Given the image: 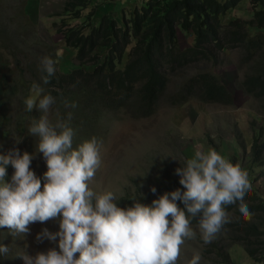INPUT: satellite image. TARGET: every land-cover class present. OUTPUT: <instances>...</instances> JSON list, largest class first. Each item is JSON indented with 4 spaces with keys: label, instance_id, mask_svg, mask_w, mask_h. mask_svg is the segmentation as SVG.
<instances>
[{
    "label": "trees",
    "instance_id": "obj_1",
    "mask_svg": "<svg viewBox=\"0 0 264 264\" xmlns=\"http://www.w3.org/2000/svg\"><path fill=\"white\" fill-rule=\"evenodd\" d=\"M241 1L126 0L125 3L136 4L131 8L125 5L121 8V24L111 16L104 15L98 25H93L92 6L96 5L92 0H64L62 11L53 15L51 22L55 30L62 34L64 45L75 49V62L67 64L68 57L60 74L50 77L48 84H44L40 77L36 79V84L43 89L39 98L51 95L55 102L62 101L55 113L73 129V149H76L82 143L93 140L99 127L115 111L126 107L148 116L158 108L163 97L171 105H179L192 98L222 106L231 105L234 95L211 69L214 61V66L221 62L220 55L228 54L239 60V64H235L236 69L244 66L236 87L254 98L255 109L263 116L260 120L263 124L259 126L256 121H251L254 126L250 145L248 148L244 145L241 150L246 152L251 163L264 164V0H248L246 9L251 12L249 18L232 16L224 22L227 12L236 8ZM86 8L88 14L83 15ZM8 13L7 10L0 12V26L8 32V37L0 36V40L14 49L16 61L23 50L31 51L35 59L56 56L59 48L55 44H45L43 50L41 41L36 37L38 29L35 27L30 25L33 28H23L28 37L19 34L17 25L7 19ZM178 27L193 34L191 45L180 47ZM29 37L34 42L25 48L22 42ZM44 75L47 74L41 71V76ZM9 76L12 77L9 81H5L6 74H2L0 79V129L7 126L6 122L12 123L13 130L20 137L24 134L21 129L27 127L26 115L18 110L13 114H8V110L4 112L8 107L14 109L15 101L12 99L19 96L21 85L18 77ZM27 94L26 87L22 95ZM30 113L32 123L40 119L41 111L38 109L34 108ZM49 121L53 125L56 123ZM9 130L2 129L6 134ZM207 137L208 134L205 140ZM31 142L37 148L39 137H33ZM208 142L213 144L210 138ZM23 149L33 154L32 160L37 157L31 148ZM210 149L219 150L214 145L213 148L210 145ZM222 150L227 154L225 159L243 169L236 153L229 149ZM44 163H32L30 166L41 179L42 187L46 172ZM156 165L155 158L144 161L142 182L133 180L124 189L121 196L116 198L119 207L132 206L133 200L151 205L153 200L166 192L186 190L179 183L180 176L177 174L155 173L152 180L149 175ZM259 175L264 177V169ZM6 180L11 182L10 174H7ZM252 181L249 180L251 187L243 200L250 215L244 217L239 212V200L232 205H225L229 222L207 243L204 248L207 253L215 252L217 245L226 246L237 241L244 245L250 258L264 264V196L254 189ZM153 187L156 193L151 191ZM177 204L186 211L181 201H177ZM190 219L191 227L198 226L199 217ZM196 236L198 241H202L199 233ZM218 254L219 259L208 260H212V264H236L231 260L229 248Z\"/></svg>",
    "mask_w": 264,
    "mask_h": 264
},
{
    "label": "clouds",
    "instance_id": "obj_2",
    "mask_svg": "<svg viewBox=\"0 0 264 264\" xmlns=\"http://www.w3.org/2000/svg\"><path fill=\"white\" fill-rule=\"evenodd\" d=\"M61 54L58 51L57 57ZM40 64L47 74L43 83L48 84L56 72V61L44 56ZM32 92L35 95L24 100L26 110L35 107L44 115L33 121L29 132L39 137L37 148L47 171L42 187L30 167L33 154L25 151L21 155L18 148L0 154V228H7L14 237L25 236L29 225L59 219V231L44 228L36 236L37 242L59 238V250L51 248L35 256L27 251L16 253L24 264H177L185 241L196 237L190 217H199L200 235L207 244L229 222L225 205L239 200V212L250 215L243 203L251 187L247 173L214 149L197 150L194 158L175 170L186 190L166 192L151 205L133 200L132 206L119 207L114 192L98 193L89 187L101 164L97 142L86 141L73 149L74 132L69 124L58 120L53 125L48 119L55 98L43 95L37 104L43 89L34 83ZM8 165L14 168L11 182L6 180ZM151 191L157 190L153 187ZM9 251L8 245L0 243V255ZM200 260L196 252L187 264Z\"/></svg>",
    "mask_w": 264,
    "mask_h": 264
},
{
    "label": "rangeland",
    "instance_id": "obj_3",
    "mask_svg": "<svg viewBox=\"0 0 264 264\" xmlns=\"http://www.w3.org/2000/svg\"><path fill=\"white\" fill-rule=\"evenodd\" d=\"M31 2H33L32 6ZM92 2L96 5L92 6L91 21L93 25H98L104 15L111 16L119 24L122 23L121 8L124 5L119 6V1L117 3L113 0H92ZM63 3L64 0H0V12L2 10L9 11L7 19L17 25L19 34L24 38L28 37L23 28L35 27L36 30L38 29L36 37L41 41L43 50L45 44H55L59 48L58 51L62 54L59 57L57 54L51 57L56 61L54 76L60 74V70L63 69L68 57L70 59L67 64H70V61L75 62L73 58L75 49L64 45L62 34L55 30L51 22L53 15L62 11ZM248 3V0L241 1L236 8L227 12L228 14L223 21L226 22L227 18L232 16L249 18L251 12L249 13L250 10L246 9ZM134 4L136 2H127L125 7L131 8ZM87 9L83 11V15L88 14ZM0 36L8 37L7 30L1 26ZM177 36L178 43L182 48L193 43V34L184 32L179 27ZM32 42L34 39L29 37L27 41L22 42V46L28 48ZM13 52L14 49L10 45L4 44L0 40V79H2V74H6L5 81L12 78L9 75H13L18 77L19 79H16L21 82L19 96L12 99L15 101L14 109L8 107L4 112L8 110V114H13L18 110L19 113L26 115L27 127L21 129L24 131L23 136L17 137L18 134L13 130L12 123L6 122L7 126L0 129V154L6 155L10 150L16 148L23 154L27 151L23 147H28L37 156L32 160V163L39 165L46 161L43 154L39 153L38 148L31 142L35 137L29 132L33 117L26 110L24 100L30 95H35L32 92V85L36 83V79L42 78L41 59H35L31 56V51L25 52L23 50L22 53L18 54L19 57L16 61ZM219 59L221 62L214 66V61L211 69L220 76V79L234 95L231 105L211 104L196 98L179 105H171L163 97L158 108L148 116L141 115L140 112L133 111L128 107L115 111L105 124L103 121L104 125L99 127L96 136L93 135L99 148L101 164L93 179L89 181V187L98 193L112 191L117 198L133 180L138 183L142 182L143 163L147 159L155 158L157 160L156 167L151 170L149 175L154 180L153 175L155 173L156 175L163 172L171 175L176 174L175 170L185 164L187 157L192 159L197 150L207 152L210 145L212 148L214 145L219 149L217 152L224 158L227 154L223 153L224 150L222 149H229L236 153L238 161L243 166L242 170L247 173L248 181L253 179L254 189L264 196V177L259 175V172L264 169V164L251 163L246 157V152L243 153L241 150L244 145L247 148L250 145V136L254 126L251 121H256L257 126H259L263 124L260 121L263 116L257 113L254 98H250L248 94L242 93L236 87L237 81L241 79L244 66L236 69L235 64H239V60L228 54L220 55ZM26 87L28 88L27 96L22 95ZM39 97H37V103ZM61 103L62 101H57L51 105L48 112L49 120L55 122L60 120L55 112L58 111V105ZM42 115L44 113L41 112ZM2 129L10 130L6 134ZM206 134H208L207 140H205ZM209 138L212 139L213 144L208 142ZM44 165L46 166V163ZM45 171H47V166ZM13 173L12 166L8 165L7 174L12 177ZM44 228L51 232L59 231V219L49 220L43 224L39 222L31 224L29 225L30 231L25 236L14 237L9 234L7 228H0V243L8 245L10 248L7 255H0V264H24L21 258L16 257L18 252L27 251L29 255L35 256L38 252L46 253L51 248L59 250V238H57V242H51L47 239L43 242H37L36 236ZM192 229L196 234H200L198 226L192 227ZM198 240L196 236L193 240L185 241L181 247L177 264H187L196 252H199L201 256L199 264H212L213 259L220 258L218 252L227 251L228 248L231 260L236 264H261L250 258L245 252L244 245L237 241L228 243L226 246L217 245L215 252L207 253L204 250L207 244L203 240ZM78 256L79 253L76 254V258Z\"/></svg>",
    "mask_w": 264,
    "mask_h": 264
},
{
    "label": "crops",
    "instance_id": "obj_4",
    "mask_svg": "<svg viewBox=\"0 0 264 264\" xmlns=\"http://www.w3.org/2000/svg\"><path fill=\"white\" fill-rule=\"evenodd\" d=\"M113 1H116L118 3V1L120 2L119 6L120 5H125L126 3V0H113ZM107 3V2H106Z\"/></svg>",
    "mask_w": 264,
    "mask_h": 264
}]
</instances>
